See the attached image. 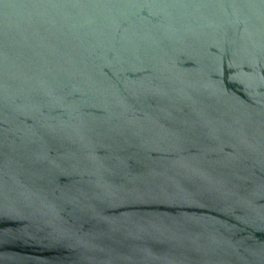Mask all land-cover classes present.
Returning <instances> with one entry per match:
<instances>
[{
	"label": "water",
	"instance_id": "obj_1",
	"mask_svg": "<svg viewBox=\"0 0 264 264\" xmlns=\"http://www.w3.org/2000/svg\"><path fill=\"white\" fill-rule=\"evenodd\" d=\"M0 264H264V0H0Z\"/></svg>",
	"mask_w": 264,
	"mask_h": 264
}]
</instances>
